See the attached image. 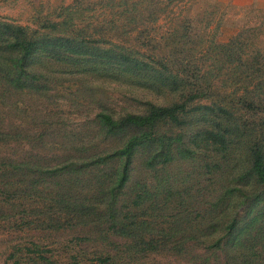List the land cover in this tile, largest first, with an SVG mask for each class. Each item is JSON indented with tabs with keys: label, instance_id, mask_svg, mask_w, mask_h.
Masks as SVG:
<instances>
[{
	"label": "trees",
	"instance_id": "1",
	"mask_svg": "<svg viewBox=\"0 0 264 264\" xmlns=\"http://www.w3.org/2000/svg\"><path fill=\"white\" fill-rule=\"evenodd\" d=\"M172 1L73 0L60 6L67 14L44 25L53 32L0 19L1 103L12 92L47 87L58 69L41 68L44 58L90 64L99 76L126 70L178 97L144 101L141 110L99 109L91 137L55 161L32 143L15 148L9 139L20 137L19 125L17 133L0 128V219L92 230L102 264H110L114 246L126 256L170 251L184 264H264V104L257 122L230 123L235 117L224 105L198 102L205 91L192 92L189 76L132 58L108 38L156 19ZM240 31L224 43L238 65L246 59L230 54ZM261 82L243 90L251 105ZM234 144L243 153L233 154ZM180 160L194 162L176 183L170 167ZM60 263L83 264L74 254Z\"/></svg>",
	"mask_w": 264,
	"mask_h": 264
},
{
	"label": "rangeland",
	"instance_id": "2",
	"mask_svg": "<svg viewBox=\"0 0 264 264\" xmlns=\"http://www.w3.org/2000/svg\"><path fill=\"white\" fill-rule=\"evenodd\" d=\"M72 2L0 0V19L53 32L44 25H49L50 20L61 19L63 11L60 6ZM234 11L217 0H173L156 19L121 37L111 32L107 35L112 41L123 44V50L132 58L144 57L179 75L189 76L187 86L192 92L205 91V97L199 98L198 102L224 105L235 117L230 123L251 124L259 120L264 104V14L251 11L247 17L246 12L245 21L242 16H234ZM239 30L230 56L240 55L246 59L240 65L237 60H227L224 45ZM102 45L109 46L110 43ZM252 56L253 59L249 60ZM44 59L48 60L37 62L41 68L58 69L53 79L41 91L12 92L5 103L0 102V111L3 112L0 128L16 132L19 125L20 137L11 135L9 142L20 149L32 143L35 150L52 157V161L62 158L64 153H72V145L91 137L94 132L91 118L99 109L115 113L141 110L142 103L147 100L165 104L178 98L177 93L165 86L130 75L126 70H113L99 76L90 64L66 65ZM260 80L258 95L251 105L248 102L250 94L243 90ZM243 95L244 101H239ZM244 141L245 138L240 144ZM234 145L237 148L233 154L243 153L242 146ZM240 161L242 164V159ZM193 162L180 160L170 167L176 175V183ZM27 202L36 204L33 200ZM100 243L94 231L81 226L53 229L22 223L18 218L0 219V264H53L66 261L70 254L76 255L83 264H102L96 258L101 254ZM107 251L113 253L110 264L112 260L115 264H184L172 252L157 248L145 255L129 251L126 256V249L119 251L115 246Z\"/></svg>",
	"mask_w": 264,
	"mask_h": 264
},
{
	"label": "crops",
	"instance_id": "3",
	"mask_svg": "<svg viewBox=\"0 0 264 264\" xmlns=\"http://www.w3.org/2000/svg\"><path fill=\"white\" fill-rule=\"evenodd\" d=\"M220 1L222 3H226L228 7L231 6L233 9H235V11L232 12L234 13V16H238V17L242 16V18H244L245 21L247 20L244 16L246 15V12L248 13L247 17H249V12L251 11L254 12L253 14H258V13H259L258 15L264 14V0H217V2ZM235 30L234 32H236Z\"/></svg>",
	"mask_w": 264,
	"mask_h": 264
}]
</instances>
